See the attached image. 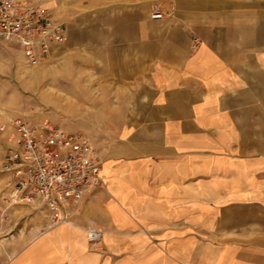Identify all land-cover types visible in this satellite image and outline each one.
<instances>
[{
    "label": "crops",
    "instance_id": "0c3cea01",
    "mask_svg": "<svg viewBox=\"0 0 264 264\" xmlns=\"http://www.w3.org/2000/svg\"><path fill=\"white\" fill-rule=\"evenodd\" d=\"M29 1L66 27L40 94L106 187L16 264H264V0Z\"/></svg>",
    "mask_w": 264,
    "mask_h": 264
},
{
    "label": "built area",
    "instance_id": "2783aa9c",
    "mask_svg": "<svg viewBox=\"0 0 264 264\" xmlns=\"http://www.w3.org/2000/svg\"><path fill=\"white\" fill-rule=\"evenodd\" d=\"M162 16L154 3L151 17ZM65 39L64 23L48 8L29 0H0V41L16 48L28 66H39L50 48ZM8 122L10 144L0 160L6 178L1 200L6 205H0V214L5 216L10 206L27 205L45 209L50 227L70 223L72 209L106 187L99 150L86 135L64 130L51 118L32 120L19 113ZM85 234L92 243L102 238V230L94 224L86 226Z\"/></svg>",
    "mask_w": 264,
    "mask_h": 264
},
{
    "label": "rangeland",
    "instance_id": "374dc122",
    "mask_svg": "<svg viewBox=\"0 0 264 264\" xmlns=\"http://www.w3.org/2000/svg\"><path fill=\"white\" fill-rule=\"evenodd\" d=\"M38 69L39 66H28L16 48H7L0 41V160L5 147L10 144L12 129L8 119L12 116L25 113L32 120L51 118L67 130L60 119H56L55 113L58 115L61 111L54 106L53 94H47L49 98L44 93L40 94ZM78 133L84 134L82 130ZM5 184L6 178L0 172L1 207L6 205L5 200H1L6 193ZM88 224L97 226L96 221L90 218L83 227L84 231ZM49 227L43 208L27 205L8 207L5 216L0 214V264H16L20 250L35 239L39 231ZM100 241L88 242L96 245Z\"/></svg>",
    "mask_w": 264,
    "mask_h": 264
}]
</instances>
